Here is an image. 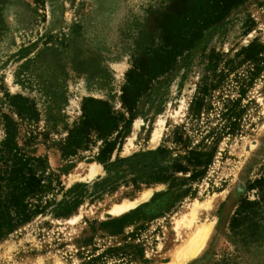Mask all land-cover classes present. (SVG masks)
Here are the masks:
<instances>
[{
	"label": "rangeland",
	"instance_id": "obj_1",
	"mask_svg": "<svg viewBox=\"0 0 264 264\" xmlns=\"http://www.w3.org/2000/svg\"><path fill=\"white\" fill-rule=\"evenodd\" d=\"M171 1L0 0V149L8 115L17 123L19 147L46 160L41 172L53 187L43 196L45 212L0 244V264H171L176 249L207 225L202 246L182 264H264V70L242 103L239 131L222 140L207 175L192 184L188 197L175 200L176 190L165 193L168 185L146 186L142 180L136 189L134 173L121 168L110 178L100 161L107 142L115 147L109 163L160 147L175 150L173 132L188 123L189 106L209 74L210 55L234 56L255 39L264 44V0H249L154 80L131 116L121 96L135 43L148 14ZM7 95L27 98L39 119L21 120ZM235 96L227 89L214 95L213 104L219 109L221 100ZM89 97L108 101L127 124L106 139L90 132L74 157L63 158L60 146L81 121ZM217 118L211 115L210 126ZM93 167L98 172L90 178ZM102 180L114 187H94ZM78 185L86 186L81 204L68 216L55 217ZM146 191L152 193L147 201L112 215L114 207ZM245 198L260 202L257 216L233 229ZM124 217L123 224L103 226Z\"/></svg>",
	"mask_w": 264,
	"mask_h": 264
},
{
	"label": "trees",
	"instance_id": "obj_2",
	"mask_svg": "<svg viewBox=\"0 0 264 264\" xmlns=\"http://www.w3.org/2000/svg\"><path fill=\"white\" fill-rule=\"evenodd\" d=\"M248 1L172 0L165 8L151 11L135 43L133 67L127 72L122 88L121 101L126 112L133 116L140 98L152 82L168 74L179 58L197 46L204 32L223 22ZM209 62V74L202 79L189 106L188 123L176 127L173 132L175 150L160 147L109 163L108 157L115 147L107 142L100 161L110 178L118 177L120 169L127 168L134 173L136 189L140 188L139 180L145 181L146 186L166 184V194L176 190L175 200L188 197L192 184L205 178L222 140L239 131L244 113L242 103L264 70V44L255 39L234 56L214 52ZM230 88L236 96L221 100L222 106L217 109L213 104L214 95L223 94ZM6 98L21 120L39 119L37 110L24 96L7 95ZM213 113L216 118L218 116L217 124L210 126ZM203 117L208 120L203 122ZM3 118L5 140L0 149V244L45 212L43 196L53 188L52 182L46 181L41 172L47 169L46 160L22 150L17 140V123L8 115ZM123 124H127L126 118L115 115L108 101L92 97L84 99L81 121L69 130L68 138L60 146L62 157H74L88 141L90 132H97L106 139L120 132ZM85 187L78 185L71 189L70 198L59 205L55 217L68 216L78 208L84 193L82 188ZM94 187L106 189L114 186L102 180ZM254 187L250 185L248 188ZM256 206H260V202L243 199L232 220V228H237L240 221H253L257 216ZM127 219L124 217L103 226L123 224ZM254 236L252 234L251 237Z\"/></svg>",
	"mask_w": 264,
	"mask_h": 264
},
{
	"label": "bare ground",
	"instance_id": "obj_3",
	"mask_svg": "<svg viewBox=\"0 0 264 264\" xmlns=\"http://www.w3.org/2000/svg\"><path fill=\"white\" fill-rule=\"evenodd\" d=\"M158 137L159 136L154 135L153 138L154 145H156ZM97 172L98 169L93 167L90 170L89 177L93 178L97 174ZM151 194H152L151 191H146L141 195V197L138 200L129 203H123L122 205H118L114 207L113 210L111 211L112 215L121 216L129 212L141 202L147 201L151 196ZM207 226L198 228L196 232L193 233V236L190 237L189 242L187 243L186 246L176 249L173 256V262L171 264H182V262H184L185 260H188L196 255V253L203 244L204 237L209 232L210 228H208Z\"/></svg>",
	"mask_w": 264,
	"mask_h": 264
}]
</instances>
